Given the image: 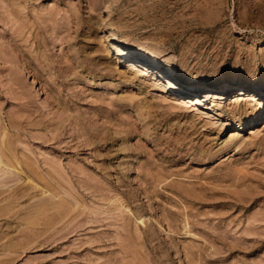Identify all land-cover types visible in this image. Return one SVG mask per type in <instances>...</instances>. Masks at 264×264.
Wrapping results in <instances>:
<instances>
[{
	"label": "rangeland",
	"instance_id": "rangeland-1",
	"mask_svg": "<svg viewBox=\"0 0 264 264\" xmlns=\"http://www.w3.org/2000/svg\"><path fill=\"white\" fill-rule=\"evenodd\" d=\"M263 101L264 0H0V264H264Z\"/></svg>",
	"mask_w": 264,
	"mask_h": 264
},
{
	"label": "bare ground",
	"instance_id": "bare-ground-1",
	"mask_svg": "<svg viewBox=\"0 0 264 264\" xmlns=\"http://www.w3.org/2000/svg\"><path fill=\"white\" fill-rule=\"evenodd\" d=\"M107 57L111 58L113 57V54L110 53V50H105ZM127 57L131 60L136 61L138 58H144L146 59V64H143L144 70L149 68L148 70H153V72H157L159 76H161L166 82L167 85L177 89V91L182 94V95H198V91L201 89L199 86H195V84H184L180 86H176L175 83L173 82V78L175 76V72L171 68H165L163 69V63L160 61L159 58H147L145 53L142 50L132 48L129 46H122V47H117V54L116 56L114 55V60L117 63H119V60L117 57ZM141 63V62H140ZM235 83V85H233ZM227 84V85H225ZM224 86L219 87L217 89H212V87L208 88V92L204 93L207 97H211L214 100L216 99H222L224 96L222 95L223 91H227L230 89V87L237 86L238 84L237 80L234 78L228 79L225 82ZM239 85V84H238ZM225 89V90H224ZM219 90V94L216 93V91ZM259 92V91H258ZM196 98L194 99H189V102L191 103L193 100L196 102V105H201V102L198 99V96H195ZM264 104V101H263ZM252 118L254 117H249L245 119H241L239 122L241 124H248L251 122ZM256 118V117H255ZM234 137V136H233ZM234 139V138H233ZM3 160L0 159V166L2 165ZM7 165V164H6ZM4 165V166H6ZM7 169H9L8 166H6Z\"/></svg>",
	"mask_w": 264,
	"mask_h": 264
}]
</instances>
